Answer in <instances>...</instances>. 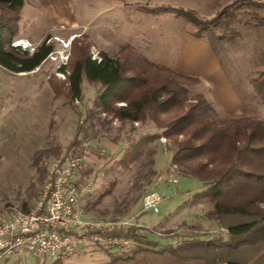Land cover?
I'll return each mask as SVG.
<instances>
[{
  "label": "rangeland",
  "instance_id": "obj_1",
  "mask_svg": "<svg viewBox=\"0 0 264 264\" xmlns=\"http://www.w3.org/2000/svg\"><path fill=\"white\" fill-rule=\"evenodd\" d=\"M228 1L70 0L69 18L55 23L38 5L27 0L19 9L12 43L36 47L47 39L53 49L32 74L11 72L0 66V216L12 208L31 205L44 182L48 159L66 153L79 157L77 180L90 185L84 201L88 215L99 218L135 215L137 224L148 228L139 232L161 243L218 234L226 238L225 230L206 215L209 202L193 196L202 185L192 177L174 172L166 137L164 142L155 138L147 143L143 153L127 166L119 162L140 135L160 131L151 120L132 125L116 118L107 121L104 112L94 106L96 84L84 79L81 97L70 100L56 93L49 79L55 78L57 83L64 80L59 68L69 61L73 36H77L78 43H88L92 57L99 56L100 51L116 55L127 46L147 59L172 67L183 34L195 29L173 7H191L202 17L210 18ZM229 27L226 31L216 27L201 35L213 47L247 114L264 121V103L250 97L249 84V78L264 66V26L232 21ZM220 33L225 37H219ZM190 90L208 93L199 84ZM75 138L76 142L71 144ZM152 146L155 152L148 155L147 147ZM172 175L177 177L175 183L167 179ZM150 190L163 196L158 212L140 211L141 197ZM135 245L131 242L125 250ZM113 252L114 249L90 248L63 256L60 261L100 264ZM40 262V258L18 257L5 264Z\"/></svg>",
  "mask_w": 264,
  "mask_h": 264
},
{
  "label": "trees",
  "instance_id": "obj_2",
  "mask_svg": "<svg viewBox=\"0 0 264 264\" xmlns=\"http://www.w3.org/2000/svg\"><path fill=\"white\" fill-rule=\"evenodd\" d=\"M23 2L0 0V66L11 72L40 66L53 49L47 39L32 52L12 44ZM173 9L194 24L192 33L197 36L216 27L226 31L232 21L264 26L263 0H229L210 18L191 7ZM218 36L225 37L224 33ZM77 40L73 36L69 61L59 68L64 80L49 79L52 89L70 100L78 99L86 79L97 85L94 106L107 121L116 118L132 125L151 120L160 131L140 135L119 162L127 166L147 143L166 137L174 172L202 185L194 198L209 202L206 215L226 232V238L218 234L161 243L139 232L147 227L132 226L125 235L136 245L110 253L100 264H264V121L248 114L221 116L203 91L191 92L200 82L198 77L147 59L127 46L116 55L100 51L92 57L88 43ZM249 84L250 97L264 103V66L249 78ZM75 142L76 138L71 144ZM146 152L152 155L155 148L147 147ZM39 264L63 263L57 259Z\"/></svg>",
  "mask_w": 264,
  "mask_h": 264
},
{
  "label": "built area",
  "instance_id": "obj_3",
  "mask_svg": "<svg viewBox=\"0 0 264 264\" xmlns=\"http://www.w3.org/2000/svg\"><path fill=\"white\" fill-rule=\"evenodd\" d=\"M16 42L12 44L29 52L35 48ZM159 139L166 140L164 136ZM79 160L70 154L49 158L33 203L0 216V263L13 256L52 261L90 248L125 250L134 242L125 233L138 225L135 215L99 218L87 214L84 201L90 185L77 180ZM167 179L177 181L175 175ZM162 199L155 190L144 192L140 211L158 212Z\"/></svg>",
  "mask_w": 264,
  "mask_h": 264
},
{
  "label": "crops",
  "instance_id": "obj_4",
  "mask_svg": "<svg viewBox=\"0 0 264 264\" xmlns=\"http://www.w3.org/2000/svg\"><path fill=\"white\" fill-rule=\"evenodd\" d=\"M27 0H24V3ZM41 8L43 12L55 23L59 19L69 18L70 0H29ZM22 5V6H23ZM21 6V7H22ZM68 15V16H67ZM177 59L172 65L176 71L198 77L199 85L205 88V95L212 100L217 110L229 116H241L247 114L245 104L237 92L233 82L223 70L211 44L202 36L185 32L179 43ZM40 66L30 70L21 71L20 74L35 73ZM13 256L0 263L5 264Z\"/></svg>",
  "mask_w": 264,
  "mask_h": 264
}]
</instances>
